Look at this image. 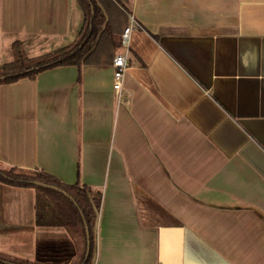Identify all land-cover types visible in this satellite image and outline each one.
<instances>
[{
	"label": "crops",
	"instance_id": "crops-1",
	"mask_svg": "<svg viewBox=\"0 0 264 264\" xmlns=\"http://www.w3.org/2000/svg\"><path fill=\"white\" fill-rule=\"evenodd\" d=\"M115 2L121 99L112 62L2 83L0 168L102 192L92 264H264V0ZM83 20L78 0H0V63L16 40L73 43ZM36 203L0 181V256L80 264V230L38 224Z\"/></svg>",
	"mask_w": 264,
	"mask_h": 264
},
{
	"label": "trees",
	"instance_id": "trees-1",
	"mask_svg": "<svg viewBox=\"0 0 264 264\" xmlns=\"http://www.w3.org/2000/svg\"><path fill=\"white\" fill-rule=\"evenodd\" d=\"M115 1L78 0L84 12V20L78 38L69 45L30 56L21 40L14 41V59L0 63V75L6 74L5 77H0V85L22 77H35L40 72L59 65L81 67L112 62L116 49L121 45V34L129 23L128 14ZM0 181L37 188L36 210L40 225H63L81 230L86 244V222L91 234V251L85 264L93 263L97 247L96 224L102 202L101 191H94L91 186L78 183L66 184L46 172L25 171L15 167L0 168ZM12 261L31 264L26 260ZM0 264L7 263L0 261Z\"/></svg>",
	"mask_w": 264,
	"mask_h": 264
},
{
	"label": "built area",
	"instance_id": "built-area-1",
	"mask_svg": "<svg viewBox=\"0 0 264 264\" xmlns=\"http://www.w3.org/2000/svg\"><path fill=\"white\" fill-rule=\"evenodd\" d=\"M134 21V18H132ZM132 24H129L125 27L121 35V41L123 44L127 45L129 42L130 31ZM112 65L114 67V88L118 94V97H122V92L124 89V74L129 65V60L126 53L118 51L115 53Z\"/></svg>",
	"mask_w": 264,
	"mask_h": 264
},
{
	"label": "water",
	"instance_id": "water-1",
	"mask_svg": "<svg viewBox=\"0 0 264 264\" xmlns=\"http://www.w3.org/2000/svg\"><path fill=\"white\" fill-rule=\"evenodd\" d=\"M6 74H1L0 77H5ZM73 199V198H72ZM74 200V199H73ZM85 230H86V250H85V255L83 260L80 262V264H85L86 260L88 259L89 255H90V251H91V234H90V229L88 224L85 222ZM0 261L7 263V264H17L15 262H13L12 260L3 258L0 256Z\"/></svg>",
	"mask_w": 264,
	"mask_h": 264
},
{
	"label": "rangeland",
	"instance_id": "rangeland-1",
	"mask_svg": "<svg viewBox=\"0 0 264 264\" xmlns=\"http://www.w3.org/2000/svg\"><path fill=\"white\" fill-rule=\"evenodd\" d=\"M14 58V56H13ZM79 234L81 235L80 238H81V250H80V257H82V255H84V252H85V247H86V244H85V237H84V234L83 232L80 230ZM79 261V258L74 262V263H77ZM73 263V264H74Z\"/></svg>",
	"mask_w": 264,
	"mask_h": 264
}]
</instances>
